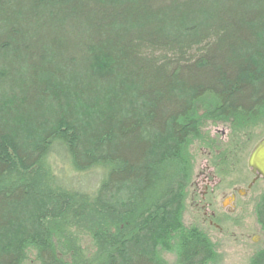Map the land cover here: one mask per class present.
<instances>
[{"label":"trees","instance_id":"1","mask_svg":"<svg viewBox=\"0 0 264 264\" xmlns=\"http://www.w3.org/2000/svg\"><path fill=\"white\" fill-rule=\"evenodd\" d=\"M201 97L264 126V0H0V264H168L153 252L177 246L193 165L146 154L169 129L187 141ZM51 154L101 169L97 186L68 185Z\"/></svg>","mask_w":264,"mask_h":264},{"label":"bare ground","instance_id":"2","mask_svg":"<svg viewBox=\"0 0 264 264\" xmlns=\"http://www.w3.org/2000/svg\"><path fill=\"white\" fill-rule=\"evenodd\" d=\"M252 60L257 63L259 62V59L255 56H252ZM204 95L205 94H203L202 96ZM215 107L217 106L209 102L206 97L194 98V101L192 103V108L190 110L192 111L190 114V118L193 121V125L191 123V127L187 129V133L188 135H190L188 136L189 138L187 139V141L185 143L178 141L175 135L173 134L172 129H169L167 133L165 134L160 133L161 135L160 139L153 138L155 140L161 141L162 143L161 142L157 143L156 141L153 140V143H152L153 146L151 148V151H149L146 154V161L152 162V159H151L152 154L155 155L156 159L160 160L162 156L167 153L180 152L182 153L183 158L186 157V160L188 161V167L187 166L185 167L188 173H189L190 168L193 165L192 167L193 170L192 172L190 170L191 176L188 180V183L185 189L183 187L184 186L183 184L181 190L177 191L179 186L182 184L181 183L177 187V190H176L177 193H174L177 196V195L182 194L184 190V194L186 196L184 200L183 208L181 211V220L177 221L174 224L175 229L173 230V238L176 240L177 246L175 247L174 250L170 251L176 255V257L178 258L177 260L180 261L182 264H211L216 259V254H214V247L212 245L213 240L210 238L208 233L202 230L201 227L198 226V223L195 222L196 221L195 219H198L197 214L195 212L191 214L192 219H194V222H190L188 225H186L182 219V213L184 211L185 201L187 199V196H189V199H190V196L193 193L194 189L191 185H192V182L195 180L196 174L199 171L198 167L200 166V164L199 166H197L198 171H196L197 159L200 158L202 159V161H204L207 158V155L209 153L210 161L219 166V169L216 168V172L218 176H220L224 180H229L228 183H230L229 185L230 187L232 185L238 186L240 188L239 190L243 192L244 194H245L244 191L248 190V192H246L248 194L252 189H254V186L258 182L264 180L263 177H260L254 182L255 176L248 166L250 154L252 153L254 148L257 146V144H259V142H261L264 138L257 141V138L254 136V133H252V129H255V128L248 129L246 126L248 125L249 122L246 123L245 126H241L240 122H246L247 120L239 119L234 114L233 116L232 115L230 116L232 119L225 118L223 116V113L220 110L215 112ZM194 108L196 109V113L199 118H197L195 112H193ZM217 108L219 109V107ZM225 125L233 129V132L231 131L232 136L230 137V139L229 137L227 138L226 135H222L223 130L222 131L218 130L219 127L223 128V126L225 127ZM213 129L216 130V134H213L214 132L212 131ZM194 141H196L197 143L194 144ZM251 147L253 148L250 151ZM199 150L201 151L202 154H204L203 157L198 156V154H196L197 151ZM57 159L58 157L55 154H51V156L49 157V160L47 159L48 164L51 165L53 170L56 169ZM243 160L245 161L246 166L249 170L248 175L247 173L245 174L242 171V165L240 163H242ZM95 171L101 172L102 170L95 169ZM74 174L79 178L81 177L83 178V175H84L83 172H76V171H74ZM250 175L252 177H249ZM243 195L242 197H244ZM191 203H193L191 205L194 208H196L195 203L194 202H191ZM256 203L257 204L255 205V210L258 213L262 209V207H264V192L259 196V199ZM231 204L233 205V203ZM162 209L164 211L165 219H167L168 212H170V205L162 206ZM210 209L213 210V207H211ZM196 210L198 211L197 208ZM33 212H34V209L32 208V213ZM47 213L48 211L46 210V208H42V210L37 212L36 215L35 214L32 215V218L35 220L34 223H35L36 228L38 229L40 228V226L42 225L41 224L42 217L46 216ZM208 226H209V223H208ZM220 226L221 228L224 229L223 232H225L230 226V223L227 224V221L223 220L220 222ZM209 227L214 229V231L216 232L223 233L214 227H211V226ZM263 230H264V223H263ZM187 235L190 238V241L188 243L189 248H190V257L183 258L181 244L184 246L187 245V240H186ZM14 242L15 241H13V243ZM11 245L12 243L9 244V240H8L5 247L11 246ZM14 245H16V242L14 243ZM5 247L3 246V244L0 246V255L5 253L7 249ZM157 247L158 246H155L154 248H157ZM145 252L149 255V257H152V253H150V251H148L146 247H144L143 245L134 244V242H132L130 239H127L126 241L123 242V249L121 253L124 256H127L128 258L135 256L134 254H137V253L140 256H145ZM153 254L156 255V252H153ZM59 255H60V258H64V256L61 255L60 253ZM159 257L162 258L163 260H166L163 254H161V256ZM262 259L264 260V255L262 256ZM121 260L122 259H120L119 262Z\"/></svg>","mask_w":264,"mask_h":264},{"label":"rangeland","instance_id":"3","mask_svg":"<svg viewBox=\"0 0 264 264\" xmlns=\"http://www.w3.org/2000/svg\"><path fill=\"white\" fill-rule=\"evenodd\" d=\"M226 132H231V128H221L218 130H225ZM213 134H216V130L213 129ZM252 133L257 138V141L264 138V126L261 125L258 129H252ZM26 136V134L24 135ZM28 137H32L27 134ZM256 141V142H257ZM197 143L194 141V144ZM255 145V144H254ZM253 147L250 148V151ZM198 156H204L201 151H197ZM56 169L60 178L65 180L70 186H76L82 190L92 191L98 184L100 179V172L96 171L94 173H85L83 178L77 177L74 172L71 171L70 166L66 164V161L62 155L57 156ZM202 159L198 158L196 162V171H198L197 166L201 167ZM242 171L247 175L249 170L246 166L245 161L242 163ZM249 177H252L251 175ZM229 191V190H228ZM264 192V180L258 182L254 189H252L247 196H244L237 201L236 208L231 211L233 208V201L223 194L217 193L216 198L214 199L213 210L217 213H228L230 215V226L228 229L219 233L214 231V229L208 226V221L204 219V211L196 210L191 204L192 201L187 196L185 201L184 211L182 213V219L186 225L190 222H194L191 214L195 212L198 216V219H195L198 226L202 230L208 233L210 238L213 240L214 254H216V259L211 264H251V259L256 253H261L260 251L264 248V230L259 223L257 211L255 210L256 202L259 199V196ZM232 201V202H231ZM19 210H22L20 208ZM24 211V210H22ZM16 228H13L7 234L10 240L16 236ZM6 235V233H5ZM170 250L158 247L156 254L161 256L164 255L168 264H180L176 255ZM264 263V262H263ZM27 264H33V261L27 262Z\"/></svg>","mask_w":264,"mask_h":264},{"label":"flooded vegetation","instance_id":"4","mask_svg":"<svg viewBox=\"0 0 264 264\" xmlns=\"http://www.w3.org/2000/svg\"><path fill=\"white\" fill-rule=\"evenodd\" d=\"M225 127L227 126L225 125ZM229 134L226 132V129L222 132V135H226L227 138L229 137ZM216 168L219 169V166L210 161V155L208 153L207 158L202 161L201 167L199 166V171L196 174L195 180L192 182L191 186L194 190L190 196V200L195 203L197 209L204 210V218L208 221L209 226L218 229L220 232H223L224 229L221 228L220 222L225 220L227 221V224H229L230 215L225 212L219 214L210 209L213 207L214 199L217 196L216 194H223L233 201V208L231 209L232 211L236 208L237 201L244 193L241 192L239 190L240 188L236 185H232L230 187V183H228L229 180H224L218 176ZM244 192L245 194L243 196H246V192H248V190Z\"/></svg>","mask_w":264,"mask_h":264},{"label":"water","instance_id":"5","mask_svg":"<svg viewBox=\"0 0 264 264\" xmlns=\"http://www.w3.org/2000/svg\"><path fill=\"white\" fill-rule=\"evenodd\" d=\"M248 166L255 176L254 182L260 177L264 178V139L257 144L250 154Z\"/></svg>","mask_w":264,"mask_h":264}]
</instances>
